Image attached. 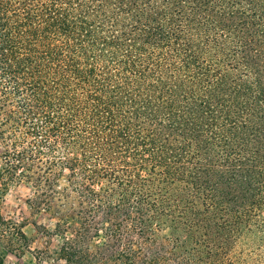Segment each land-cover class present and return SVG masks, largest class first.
<instances>
[{
  "label": "trees",
  "instance_id": "trees-1",
  "mask_svg": "<svg viewBox=\"0 0 264 264\" xmlns=\"http://www.w3.org/2000/svg\"><path fill=\"white\" fill-rule=\"evenodd\" d=\"M0 146L69 264L220 262L264 204V0H0Z\"/></svg>",
  "mask_w": 264,
  "mask_h": 264
},
{
  "label": "rangeland",
  "instance_id": "rangeland-1",
  "mask_svg": "<svg viewBox=\"0 0 264 264\" xmlns=\"http://www.w3.org/2000/svg\"><path fill=\"white\" fill-rule=\"evenodd\" d=\"M2 165L0 159V169ZM65 185L61 180V186ZM33 198L26 182H3L0 177V256L4 264H69L59 256L62 242L54 232L60 215L48 210L47 205H30ZM69 207L74 210L77 205ZM64 208L67 211V205ZM152 223L161 226L159 218ZM18 229L24 236L17 233ZM219 260L204 264H264V204L256 206L247 227L235 236L230 250Z\"/></svg>",
  "mask_w": 264,
  "mask_h": 264
}]
</instances>
